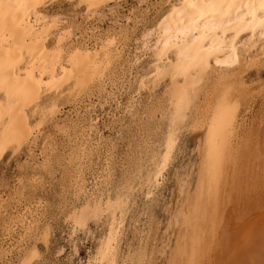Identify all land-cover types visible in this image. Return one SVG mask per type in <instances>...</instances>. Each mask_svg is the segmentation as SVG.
<instances>
[{
  "label": "rangeland",
  "instance_id": "374dc122",
  "mask_svg": "<svg viewBox=\"0 0 264 264\" xmlns=\"http://www.w3.org/2000/svg\"><path fill=\"white\" fill-rule=\"evenodd\" d=\"M175 2L110 0L95 7L80 0H46L41 6L44 21L56 22L58 27L50 38L51 47L58 46L61 31L70 35L66 59L75 45L96 48L103 55L100 69L90 68L92 73L82 86L77 87L73 78L62 88L38 93L24 107L29 127L22 142L13 140L0 148V264H97L111 232H118L113 242L114 264H174L172 253L184 230L177 216L188 188L194 191L202 161L203 112L214 102V87L224 75L245 80L240 101L243 132L231 164L234 169L229 167L238 187L230 203L236 202L237 214L239 208L244 211L242 205L245 210L264 205V183H259L264 180V40L256 38L252 53L244 49L242 60L232 67L210 71L189 119L177 130L176 144L164 166L172 128L173 84L169 76L156 79V67L163 62H157L152 48L159 23ZM244 36L249 39L251 34ZM3 96L1 91L0 99ZM8 114L1 119L0 129L1 123L8 122ZM240 142L248 144L244 148ZM237 153L242 162L235 159ZM246 157L254 162H245ZM248 164L254 165L251 171ZM147 176L153 181L148 182ZM244 176L255 184L250 179L248 185ZM238 193L246 201L252 196L248 200L255 202L245 203ZM115 198H122L123 204ZM109 200L119 205L115 213L105 210ZM95 204L101 205L100 214H89L84 226L76 225L75 213L84 209L89 213ZM206 248L202 264L213 262L220 252L215 249L214 255L213 247ZM33 252L36 256L29 263L25 258ZM204 255L211 258L206 261Z\"/></svg>",
  "mask_w": 264,
  "mask_h": 264
},
{
  "label": "bare ground",
  "instance_id": "6f19581e",
  "mask_svg": "<svg viewBox=\"0 0 264 264\" xmlns=\"http://www.w3.org/2000/svg\"><path fill=\"white\" fill-rule=\"evenodd\" d=\"M45 1L0 0V92H4L3 100L0 99V122L6 113H9L10 117L4 125L1 123L0 148L7 142H13V140L18 139V141L21 140L22 142L20 138L25 134L26 128L29 127L24 107L30 102L32 103V100L36 98L38 93L46 89L57 90L62 88L73 78L76 80V86H82L92 73L90 68L96 71L101 66L100 62L103 54H101L100 50L88 46L75 45L71 52H68L70 56L66 59L64 53L66 52L65 43L67 37L70 36L66 34L68 31H61L58 36V46L51 47L49 44L50 38L58 27L56 22L44 21L40 9L45 4ZM80 1L87 3L89 6L97 7L101 3L110 0ZM175 1V3H171L172 5L168 12L161 20V23H159L158 37L155 46L152 48L157 62H163L162 67L160 65L156 67V79L169 76L173 84L171 89L172 128L166 139L167 151L162 158L164 163L170 157L172 149L176 144L177 130L189 119L200 88L203 82L208 80L210 71L212 69H221L223 65L232 67L242 60V51L244 49L249 52L251 48L257 46L258 43H254L253 41L264 40V0ZM244 33H250L251 37L249 36V39H247L245 38L247 36H244L243 38ZM110 46L112 45L110 44ZM107 47L105 46V48ZM165 59H168V62H164ZM220 78L214 87V97H212L214 102L212 104L210 102V106L207 109V106L205 107V112H203L204 110L202 111L203 123L200 122L203 124L201 126L204 127L203 150L201 151L202 161L201 165H199L200 169L198 170V179L194 191L188 188L185 193L186 198L184 197L186 199L185 204L183 203V209L179 213V217L177 216V222L182 224L184 230L175 246V252L172 253L174 264H202L201 254L204 249H207V246L213 247V252L215 249L220 251L219 253L215 251L219 255H217V258L213 262L209 261L210 264H264V205L259 206L260 201H258L259 204L257 206L259 208L257 207L256 209L253 205L255 209L249 210H245L246 205H238V207L244 206L245 212L242 208H239L240 211L238 212L241 213L237 214L234 211L236 202L234 205L231 204L232 202L230 203V200H233L231 195L235 194L238 187L236 184V186L233 184L237 182L234 179L237 176L232 179L229 167L232 164L234 155H236V145L241 140L239 138L240 127L243 126V122L241 121V111L243 110L240 101L244 94L243 83L245 80L243 81L242 77L235 79L225 75ZM247 136H250L249 133ZM23 139L26 138L24 137ZM246 144L244 142L242 146L245 145L243 146L245 148ZM238 153L235 159L238 157L239 159L236 160L240 162L239 155L241 153L239 155ZM245 153L246 156L247 154L249 156L246 150ZM244 156L242 154V157L245 159ZM247 157L246 160L250 159L251 163L254 162L251 158ZM261 161L263 160L261 159ZM245 162L248 163V160ZM245 162L243 161V164H241L244 165ZM249 164L247 167L251 165ZM231 166L233 168V165ZM252 167L250 166V171ZM246 169L243 170L246 171ZM261 171L263 172V170ZM152 172L151 170L150 173ZM158 172L155 174L156 181H158ZM150 173L148 175H151ZM232 173H234V170ZM235 174L238 175V173ZM249 174L246 175L250 176L251 174ZM242 176L240 177L241 180ZM256 177L258 176L256 175ZM147 178H149L148 182L153 181L152 178L148 176ZM252 180L253 183L254 179ZM261 180H258L259 183H264V180ZM242 182L244 184V181ZM245 182L248 183L247 179ZM250 184L249 182L248 185ZM251 187L254 190L256 189V185ZM246 189L249 191L248 186H246ZM246 189L244 188L243 191ZM253 189L251 190L252 192ZM257 189L255 192L258 193ZM235 195L233 196L235 197ZM259 195L261 196V194ZM248 196L250 197L251 195L249 194ZM239 197L241 198L243 195H239ZM115 199L116 202L120 201L118 203L123 204L121 202L122 198H120L121 200L119 198ZM243 199L245 198L243 197ZM248 199L247 201L250 203L252 201V203L255 202L253 199H251L252 201ZM110 201L107 204L105 203L107 207L105 206L106 209H104H113L115 213L116 209H120L119 205L118 203L114 204L113 202L115 201ZM247 201L245 199V203ZM87 206L86 209L89 208ZM95 207L91 211L89 208V213L87 211L84 212L85 209L81 210L80 213H75L73 216L75 224L84 226L87 223L86 218L89 214L91 216L92 214L99 215L101 205L95 204ZM109 234L108 240H105V244L100 251L97 264H114L115 262V247L113 242L118 232L115 234L111 232ZM205 238L207 239L205 240ZM34 252L29 253V257L25 258L29 263L36 256ZM209 255H204V257L207 256L206 261L209 260ZM205 258L203 259L205 260Z\"/></svg>",
  "mask_w": 264,
  "mask_h": 264
}]
</instances>
